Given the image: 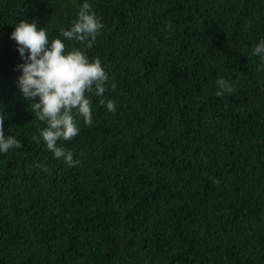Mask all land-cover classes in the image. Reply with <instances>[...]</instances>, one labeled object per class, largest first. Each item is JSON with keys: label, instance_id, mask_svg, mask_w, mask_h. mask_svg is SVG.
I'll use <instances>...</instances> for the list:
<instances>
[{"label": "trees", "instance_id": "16d2710c", "mask_svg": "<svg viewBox=\"0 0 264 264\" xmlns=\"http://www.w3.org/2000/svg\"><path fill=\"white\" fill-rule=\"evenodd\" d=\"M89 2L95 42H64L108 81L86 93L92 123L77 117L79 134L58 141L69 166L34 139L44 124L16 87L9 35L36 19L63 39L82 0H0V119L21 141L0 154V264H264V72L251 55L264 0ZM220 77L231 93L216 95Z\"/></svg>", "mask_w": 264, "mask_h": 264}, {"label": "clouds", "instance_id": "9594fccd", "mask_svg": "<svg viewBox=\"0 0 264 264\" xmlns=\"http://www.w3.org/2000/svg\"><path fill=\"white\" fill-rule=\"evenodd\" d=\"M171 27L167 25L168 29ZM102 28L92 4L82 0L76 19L69 28L61 29L63 39H49L46 29L38 26L36 19H21L9 35L22 61L14 69L19 72L16 87L31 102V113L44 124L34 139L42 140L55 158H62L69 166L78 161L58 141H68L79 134L77 117L84 124L92 123L91 100L86 93L103 97L108 74L98 57L89 59L79 48L66 50L64 41L76 40L91 47ZM251 55L258 60L256 71L264 72V37L252 46ZM215 84L218 96L233 91L232 82L224 77L218 78ZM100 103L108 112L115 113V101L101 99ZM13 148H21V141L5 134L4 120L0 119V154Z\"/></svg>", "mask_w": 264, "mask_h": 264}]
</instances>
